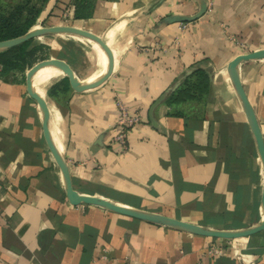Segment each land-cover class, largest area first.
Segmentation results:
<instances>
[{
    "label": "crops",
    "instance_id": "1",
    "mask_svg": "<svg viewBox=\"0 0 264 264\" xmlns=\"http://www.w3.org/2000/svg\"><path fill=\"white\" fill-rule=\"evenodd\" d=\"M72 1L48 0L32 28L66 24L68 13V23L96 35L108 53L94 86L73 88L61 69L37 77L74 189L204 227L256 225L264 166L229 64L264 48V0H96L93 16L81 19ZM206 2L199 18L174 20ZM37 44L46 52L32 67L64 60L82 81L101 68L96 46L80 35L44 34ZM196 66L207 70L209 90L169 102L195 80ZM30 69L0 84V264H264V230L214 237L73 203L29 92ZM238 73L264 135V58L241 62ZM118 98L142 115L126 148L114 140Z\"/></svg>",
    "mask_w": 264,
    "mask_h": 264
},
{
    "label": "water",
    "instance_id": "2",
    "mask_svg": "<svg viewBox=\"0 0 264 264\" xmlns=\"http://www.w3.org/2000/svg\"><path fill=\"white\" fill-rule=\"evenodd\" d=\"M208 9L207 2L204 3L203 7L200 9V11L194 15L186 16V15H180L175 16L174 20L183 22V21H193L197 18H199L201 15H203ZM49 33H73L76 35H80L82 37H85L89 39L92 43L97 44L100 49L103 51L104 56L107 60V65H103L102 70L100 73L91 81H82L80 80L76 75L71 67L70 64L65 62L64 60H49V61H43L41 63H38L34 67H32L28 74L27 79H29V92L32 97H34L42 111H43V129L46 134V137L53 148L54 152L56 153L64 176L65 181V187L66 192L69 197V199L76 204L79 203H87V204H96L103 207H106L108 209L114 210L116 212L129 215L132 217L140 218L143 220H147L153 223L157 224H163L168 225L172 227H176L179 229H183L192 233L200 234V235H207V236H214V237H224V238H236V237H242L247 236L259 231L264 230V186H263V192H262V199H261V211H262V218L261 220L253 226L244 228V229H238V230H225V229H216L211 227H204L200 224H196L193 222H189L186 220H182L176 217H171L168 215H164L161 213L146 211L142 209H137L133 207H128L126 205H122L119 203H116L110 199H106L104 197H100L97 195H88L79 193L76 191L73 187L72 183V177L70 173V168L66 159V156L64 154V151L62 148L58 145V143L54 140V138L51 135L50 128H49V109L48 104L45 99V97L36 90L34 86V78L35 75L43 68L45 67H55L57 69H61L65 72L67 77L69 78L70 84L75 89H83L87 87H91L99 83L103 77L106 74L107 66H108V53L107 50L102 43V41L93 33H91L88 30H85L83 28H80L78 26L72 25V24H60V25H51V26H41V27H35L30 29L25 34H22L20 36L0 40V50L20 44L22 42H25L29 39H32L34 37L49 34ZM264 58V48L250 51L247 53H242L238 56H236L229 64V72L232 79V82L235 86V89L242 101L244 110L247 114L252 133L254 135V138L256 140V144L258 147V151L260 154V157L263 162L264 166V135L262 128L260 126V123L258 121V118L256 116L254 107L252 103L250 102L248 95L244 89V86L242 84V81L240 79L239 73H238V65L245 61V60H252V59H261ZM163 96L159 97L151 106L150 108V114L153 112L155 106L162 100Z\"/></svg>",
    "mask_w": 264,
    "mask_h": 264
},
{
    "label": "trees",
    "instance_id": "3",
    "mask_svg": "<svg viewBox=\"0 0 264 264\" xmlns=\"http://www.w3.org/2000/svg\"><path fill=\"white\" fill-rule=\"evenodd\" d=\"M31 0H26V3ZM38 7H32L29 15L24 16L26 3H17L15 10L4 12L0 9V40L10 39L28 32L37 22L48 0H40ZM73 17L75 19L90 18L94 14L96 0H73ZM69 9V8H67ZM33 38L20 44L0 50V78L12 77L25 79L26 71L38 60L43 59L46 48L43 44L32 45ZM195 80L186 82L178 87L169 97V102H181L198 98L205 94L210 87V77L205 68L196 66L191 74ZM64 82L69 84V78Z\"/></svg>",
    "mask_w": 264,
    "mask_h": 264
},
{
    "label": "built area",
    "instance_id": "4",
    "mask_svg": "<svg viewBox=\"0 0 264 264\" xmlns=\"http://www.w3.org/2000/svg\"><path fill=\"white\" fill-rule=\"evenodd\" d=\"M210 5V4H209ZM208 5V8H209ZM64 20L66 24H69L70 21V15L68 13H64ZM182 25L187 24V21L180 22ZM2 68V65L0 64V70ZM2 82V78H0V84ZM117 104L120 108V117L118 118V121L116 123V132L114 135V140L117 142H120L123 148H126L128 145V135L130 130L142 120V115L140 112H132L128 109L126 105L123 104L120 98L117 99ZM81 208H85L87 206V203H79L77 204ZM216 252H221V249H215ZM103 258H107L106 255L103 256Z\"/></svg>",
    "mask_w": 264,
    "mask_h": 264
},
{
    "label": "rangeland",
    "instance_id": "5",
    "mask_svg": "<svg viewBox=\"0 0 264 264\" xmlns=\"http://www.w3.org/2000/svg\"><path fill=\"white\" fill-rule=\"evenodd\" d=\"M21 2L26 3V0H0V9L4 12H11L15 10L14 8L16 4ZM40 3V0H31L30 2L26 3L24 16L29 15L30 11L32 10V7H38Z\"/></svg>",
    "mask_w": 264,
    "mask_h": 264
},
{
    "label": "bare ground",
    "instance_id": "6",
    "mask_svg": "<svg viewBox=\"0 0 264 264\" xmlns=\"http://www.w3.org/2000/svg\"><path fill=\"white\" fill-rule=\"evenodd\" d=\"M93 45L96 46L97 50H98L99 53H100V57H101V68H100V70L98 71V74H99L100 71L102 70L103 65H107V60H106V57L104 56L103 51L100 49V47H99L97 44H95V43H93ZM82 46H84V45H82ZM48 69H56V71H60L59 69H57V68H55V67H45V68L41 69V70L35 75V78H34V86H35L36 90L39 91L42 95H43V93H42V92L37 88V86H36V84H37V77H38V75H39L40 73H42L43 71L48 70ZM60 72H62V71H60ZM98 74H97V75H98ZM58 145H59V143H58ZM59 146H60V145H59Z\"/></svg>",
    "mask_w": 264,
    "mask_h": 264
}]
</instances>
